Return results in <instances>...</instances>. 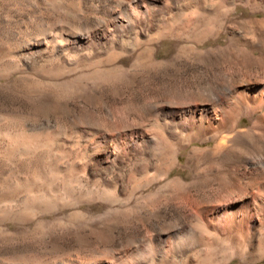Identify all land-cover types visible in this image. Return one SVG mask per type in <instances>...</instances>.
Here are the masks:
<instances>
[{
    "label": "rangeland",
    "instance_id": "rangeland-1",
    "mask_svg": "<svg viewBox=\"0 0 264 264\" xmlns=\"http://www.w3.org/2000/svg\"><path fill=\"white\" fill-rule=\"evenodd\" d=\"M147 3L166 11L139 22L132 10ZM236 6L186 10L180 25L172 0H0V264H264L260 216L231 222L250 206L236 175L244 154L264 153V111L226 100L223 147L172 136L128 148L165 136L172 114L197 104L190 91L222 83L206 41L264 39L254 8ZM225 72L237 85L251 69Z\"/></svg>",
    "mask_w": 264,
    "mask_h": 264
},
{
    "label": "bare ground",
    "instance_id": "bare-ground-1",
    "mask_svg": "<svg viewBox=\"0 0 264 264\" xmlns=\"http://www.w3.org/2000/svg\"><path fill=\"white\" fill-rule=\"evenodd\" d=\"M184 1L185 0H172V5L175 8L174 10H176V12L172 15V19L175 22L177 21L176 23L179 22L178 24L180 25H183L182 23L184 22L185 16L187 15L185 14L186 10L190 9L191 12L192 11L194 12L193 14L196 17H202L205 16V14L210 15L211 12L215 11L221 6L225 7L226 5L227 9L225 10V12L226 11L231 12V11H236L238 9V7L236 6L237 1L252 6L255 11L254 12L255 17L264 20V0H216L215 2L213 0H194L193 4H186ZM138 9L136 7L132 11L134 12L135 17L139 22H142V20L145 18L163 16V14L166 11L165 7H162L154 3H147L146 6L144 7V10L140 11ZM226 13H224L225 16ZM126 19L127 20L125 21V27L128 28L132 27L134 24V20L130 18H126ZM246 29L243 30L246 33H249V31H247ZM255 36H251V38L249 39L247 38L244 39L243 42H245V46H246L244 49L238 48V46L235 44V41L227 38H222L223 36L221 34L216 38L206 41L204 46L211 47V49H213V53L216 54V56L220 57L225 62L224 69L232 68L233 70H236L238 69V67L244 69H251V73L249 75L250 77L248 79L245 77L246 79H244L242 83L241 82L239 83L238 81L237 85H233L232 82L234 83L237 82L233 74L230 75L226 74L227 73L225 72L226 69L224 72L221 70L222 71L221 84L215 85L214 82L211 83V81L210 82L208 81L207 86H202L201 88H197L196 90L190 91V94L188 95H191L192 98L195 97V99H197L196 100L197 104L193 108H188L173 113L171 116L172 119L170 121H167L163 126V129L165 131V136L155 137L152 135H145V133L141 132L143 133V135H141L140 137L138 136L135 139H132L128 144V148L132 150L134 153H138L140 155L146 154L150 152V150L153 147H157V149L158 146L161 147L162 144L165 141H168L172 136H173L172 139L174 138V136L179 139H182L185 136H191L194 139L199 138L200 142H204L209 139H216L219 141V145H222L223 142L225 144L226 141L227 142L231 141V139L228 138L227 136L228 133L226 131L231 130L230 128L233 125L232 117H231L232 110L230 109H234V108L228 107V105L226 104L228 101L235 107L250 102V105L246 106L245 108L251 106V108L259 114L264 111V39L262 38L259 39ZM243 73L244 71L242 72V74ZM216 87L220 88V90L222 91L221 93L222 96H220L219 93L214 92V88ZM242 108L244 109V106ZM262 116L263 115L258 116L259 118L257 121L258 123L259 122L262 123L261 120L263 119L260 120ZM99 143L100 146L107 153L108 149H110L109 147L111 146L110 145L111 143L108 141L105 143L104 140H100ZM224 144L222 145V147L224 146ZM152 152H154V150H152ZM180 156L181 154H177L175 156V159L179 160ZM242 162L244 164V169L242 172L240 171L239 175L235 174L236 176H238L236 179L240 181L241 180L245 181L244 182L245 185L249 183L250 185L252 184L253 187L251 186V188H255V190H253L252 194L249 195L250 192L247 193L248 189L246 188L248 185L246 187H243L245 185L241 187L240 186L241 182H240L239 187L238 188L236 187L237 192L234 191L236 192L237 196H240L238 195L239 194L238 191H239L241 195L244 196V198L246 197L250 198L249 208L247 205V209H243L242 206L243 207L245 206L243 204L242 206H240L241 209L243 210L239 208L240 210H237L234 216L231 218V222L239 227L242 226V224H244L243 222L246 217V214H248L250 210H252L255 213V214L252 213L253 216L256 214L259 215L261 220L264 222V153L255 154L253 156H248L244 154V156H242ZM237 182L233 184L237 185L238 184ZM230 183L232 182L229 181L227 184H223V185H228ZM228 186H226V188ZM230 189L231 190L229 191H223V192L232 191V188ZM236 189H234L233 187V190ZM252 214L250 215L252 216ZM174 248L176 249V247Z\"/></svg>",
    "mask_w": 264,
    "mask_h": 264
}]
</instances>
